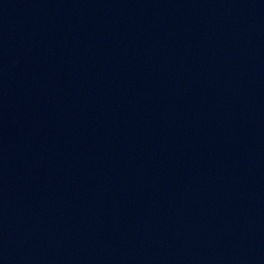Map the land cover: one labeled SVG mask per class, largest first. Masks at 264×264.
<instances>
[{"label": "water", "instance_id": "1", "mask_svg": "<svg viewBox=\"0 0 264 264\" xmlns=\"http://www.w3.org/2000/svg\"><path fill=\"white\" fill-rule=\"evenodd\" d=\"M0 264H264V0H0Z\"/></svg>", "mask_w": 264, "mask_h": 264}]
</instances>
